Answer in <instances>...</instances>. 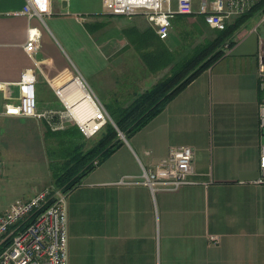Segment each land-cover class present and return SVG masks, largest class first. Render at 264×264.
<instances>
[{"label": "crops", "instance_id": "1", "mask_svg": "<svg viewBox=\"0 0 264 264\" xmlns=\"http://www.w3.org/2000/svg\"><path fill=\"white\" fill-rule=\"evenodd\" d=\"M23 4L0 0V117L20 126L27 118L2 113L5 103H21L19 80L26 69L36 76L37 110L62 112L54 88L71 80L75 70L100 100L110 97L126 105L167 70H150L144 61L166 40L158 38L143 14L106 17L101 0H51L41 24L12 14ZM263 7L237 30L234 45L221 58L67 194L68 264H264V183L253 181L262 140ZM180 19L199 34L205 29L214 35L199 15H175L170 30ZM28 25L41 32L32 54L24 49ZM28 118L24 128L39 134L41 120ZM57 121L63 125L58 130L81 133L66 117L56 116ZM176 145L194 150L189 175L194 182L152 191L142 182V169ZM210 235L217 236L216 243Z\"/></svg>", "mask_w": 264, "mask_h": 264}, {"label": "built area", "instance_id": "2", "mask_svg": "<svg viewBox=\"0 0 264 264\" xmlns=\"http://www.w3.org/2000/svg\"><path fill=\"white\" fill-rule=\"evenodd\" d=\"M257 1L259 0H198L194 4L193 0H101V3L104 11L111 15L143 14L158 38L165 40L170 35L171 20L177 14L202 16L208 26L221 30L235 17L247 12ZM50 4L51 0H24L22 8L12 14L24 15L28 21L36 18L44 24L45 15L50 13ZM40 36L38 26L28 25L24 44L28 54L39 48ZM35 83V73L31 69L24 70L19 80L21 103H5L2 113L44 120L52 130L63 127L62 123L56 122V116H63L74 122L86 138L95 135L107 122L114 125L105 105L77 70L66 84L54 88L65 107L64 112L54 109L38 111ZM3 86L0 82V89ZM74 88L82 91L81 99H88L90 102L91 111L84 119L73 114L65 99V95L71 93ZM258 89V129L262 140L259 143L258 175L253 181L260 184L264 183L262 68L258 72ZM193 158L194 150L191 146H171L166 156L158 159L152 166L142 169V182L152 191H172L193 183L194 181L189 179V175L194 173ZM2 167L0 160V173ZM66 199L67 193L50 185L33 191L26 198H16L7 208L0 209V264H68ZM33 215L34 218L29 220ZM217 240V236H209L211 243H216Z\"/></svg>", "mask_w": 264, "mask_h": 264}, {"label": "trees", "instance_id": "3", "mask_svg": "<svg viewBox=\"0 0 264 264\" xmlns=\"http://www.w3.org/2000/svg\"><path fill=\"white\" fill-rule=\"evenodd\" d=\"M263 4L264 0L257 1L247 12L235 17L223 29H215L214 35L195 44L183 56L172 54L173 49L164 44L146 54L144 61L148 69L156 72L167 69V72L129 104L110 113L117 128L107 122L93 135L91 144H86L88 138L82 133L74 134L69 129L52 130L45 122L48 135L59 138L58 147L52 149L48 157L51 185L67 194L77 187L123 143L118 132L129 138L160 112L170 99L234 45V34Z\"/></svg>", "mask_w": 264, "mask_h": 264}, {"label": "rangeland", "instance_id": "4", "mask_svg": "<svg viewBox=\"0 0 264 264\" xmlns=\"http://www.w3.org/2000/svg\"><path fill=\"white\" fill-rule=\"evenodd\" d=\"M103 16L109 15L103 11ZM170 32L173 36L169 35L165 43L169 44L170 50L173 49L172 54L178 56H183L195 44L211 37L205 29L199 34L193 26L187 25L186 20L181 19ZM101 100L109 113L126 106V103L114 102L110 97H103ZM2 102L0 95V105ZM30 120L27 117L20 122L27 126ZM41 124L39 134L32 135L23 125L20 126L7 117H0V158L3 160L0 173V205L10 203L16 198L28 197L33 191L51 185L48 157L58 147L59 138L48 135L44 120ZM31 126L36 130V125ZM93 138H86V144H91Z\"/></svg>", "mask_w": 264, "mask_h": 264}, {"label": "bare ground", "instance_id": "5", "mask_svg": "<svg viewBox=\"0 0 264 264\" xmlns=\"http://www.w3.org/2000/svg\"><path fill=\"white\" fill-rule=\"evenodd\" d=\"M73 86L75 85L73 84ZM81 95L82 91L77 88H74L71 93L65 95V99L70 104V109L73 114L80 119H84L90 113L91 106L88 99H81ZM76 101L77 103L72 105Z\"/></svg>", "mask_w": 264, "mask_h": 264}, {"label": "water", "instance_id": "6", "mask_svg": "<svg viewBox=\"0 0 264 264\" xmlns=\"http://www.w3.org/2000/svg\"><path fill=\"white\" fill-rule=\"evenodd\" d=\"M114 126L116 127V125H115V123H114ZM117 128V127H116ZM120 137L122 138V139H125V137H124V135L120 132Z\"/></svg>", "mask_w": 264, "mask_h": 264}]
</instances>
